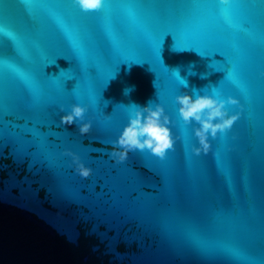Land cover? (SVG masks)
Returning a JSON list of instances; mask_svg holds the SVG:
<instances>
[{
    "label": "water",
    "instance_id": "water-1",
    "mask_svg": "<svg viewBox=\"0 0 264 264\" xmlns=\"http://www.w3.org/2000/svg\"><path fill=\"white\" fill-rule=\"evenodd\" d=\"M0 26V264H264L262 0H106L98 13L0 0ZM168 31L194 50L171 34L160 46ZM213 51L223 64L202 56ZM193 90L238 101L206 154L191 153L173 99ZM149 102L172 120L174 149L113 161L110 141ZM73 103L88 105L85 135L59 123Z\"/></svg>",
    "mask_w": 264,
    "mask_h": 264
},
{
    "label": "clouds",
    "instance_id": "clouds-1",
    "mask_svg": "<svg viewBox=\"0 0 264 264\" xmlns=\"http://www.w3.org/2000/svg\"><path fill=\"white\" fill-rule=\"evenodd\" d=\"M81 12H93L100 10L106 0H71ZM221 5H228L230 0H219ZM0 26V33L4 32ZM177 75L178 72H175ZM184 87L187 83L181 79ZM203 90H193L191 94L182 91L174 96L176 113L185 126L191 125V134L196 143L190 146L193 155L208 153L210 150L209 138L215 139L217 133L223 135L230 130L233 123L239 118L240 113H229L225 105H237L238 101L232 96L220 98V93L214 95L201 94ZM60 112L64 113L59 117L61 125H78L80 135L89 132L91 121L85 120L84 114L88 110V105L81 106L79 103L69 105V110L64 111L60 106ZM170 120L164 107L160 103H147L144 105H133L129 111L127 121L120 129L115 139L110 141L111 148L109 157L117 162H123L130 151H147L152 156L164 159L168 151L174 149V145L179 136L174 137L171 131ZM71 156L74 171L81 177H88L91 169L86 167L79 158L67 152Z\"/></svg>",
    "mask_w": 264,
    "mask_h": 264
},
{
    "label": "snow or ice",
    "instance_id": "snow-or-ice-1",
    "mask_svg": "<svg viewBox=\"0 0 264 264\" xmlns=\"http://www.w3.org/2000/svg\"><path fill=\"white\" fill-rule=\"evenodd\" d=\"M11 2H12V3H16V2H19V3H25L26 0H11ZM237 2H238V0H230V3H229L228 5H221V4L219 3V0H215V3H217V4L221 5V6H229V5H231V4H235V3H237ZM262 2H264V0H262ZM103 7H104V6H103ZM103 7H102V8H103ZM102 8H101V9H102ZM101 9H100V10H101ZM100 10H98V11H93V12H87V13H98ZM84 13H85V12H84ZM168 34H171V35H172V37H173V39H174V41H175V45H174L175 48L180 49V50H183V49H189V48H190V49H193V50H194V48L191 46V43L188 42V41H184V42H183V43H185L187 46H181V43H182L181 38H180L176 33L172 32V31H168V32H166V33H164V34L162 35V38H161V40H160V46H161V43H162V41H163V38H164L166 35H168ZM139 51L141 52V54H143L145 50H144V49H140ZM198 53L201 55L200 52H198ZM71 55L76 56V54H75L74 52H71ZM215 55H218V56L221 57L222 59H220V60H216V59H214V60L217 61V62H219V63H221V64H223V63H224V57H223V55L220 54L219 52H215V51H213V52H211V54H209V53L206 52V53H205L204 55H202V56H209V57H212V56H215ZM212 61H213V60H212ZM106 63L109 64V65L111 66L113 62H112V60H111L110 58H107ZM120 63H128V62H120ZM131 63H139V62L132 61ZM90 69H95V74L97 73V68H96V66H95L94 64H91V65L89 66V68H88V72H89V74H90V75H93V74L90 72ZM217 72L223 73V78L218 82V84H217L216 86L222 84L223 82H225L226 80L229 79L228 73L225 72L224 70L220 69V70H217ZM113 76H114V71H113V73L107 78V80H109V79L112 78ZM181 85L184 86L183 83H181ZM75 88H76V86L73 85V87H72V89H71V92H73V91L75 90ZM64 90L67 91L66 88H65V85H64ZM99 99H100V96H99V94H98V96L96 97V100H95V105H96V106H97V104H98ZM161 160H163V159H161Z\"/></svg>",
    "mask_w": 264,
    "mask_h": 264
}]
</instances>
